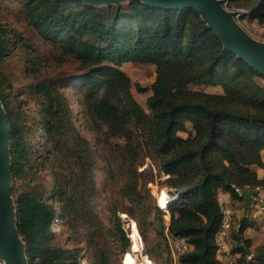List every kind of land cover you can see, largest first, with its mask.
Here are the masks:
<instances>
[{"label": "trees", "instance_id": "1", "mask_svg": "<svg viewBox=\"0 0 264 264\" xmlns=\"http://www.w3.org/2000/svg\"><path fill=\"white\" fill-rule=\"evenodd\" d=\"M9 1L19 2L39 38L71 56L79 71L38 79L22 92L0 89L10 130L11 174L24 185L17 192L12 186L11 195L27 264H82L81 228L91 253L86 264H114L113 257L131 245L119 213L136 223L144 243L155 221L158 232L165 229L183 240L188 249L177 253V264H225L217 257L218 192L239 200L234 187H264L255 171L264 170V84L259 82L264 77L227 49L194 8H159L142 0L119 5ZM229 1L248 10L247 25L264 26V0ZM21 42L20 34L0 24V61ZM124 63L154 68L149 89L135 86L139 93L151 91L145 108L132 93ZM66 89H74L95 129L105 127L101 141L109 153L101 157L111 158L108 171L123 180L119 199L109 194L107 223L96 211L102 194L95 181L99 158L77 129ZM34 99L36 108L28 106ZM146 158L151 164L138 176L136 166ZM153 166L159 178L166 175L159 184L170 189L167 226L148 186L155 182ZM46 169L50 186L40 181ZM250 225L242 219L230 230L235 264H264V243L252 246L243 236ZM61 226L70 232L73 247L54 244Z\"/></svg>", "mask_w": 264, "mask_h": 264}, {"label": "rangeland", "instance_id": "2", "mask_svg": "<svg viewBox=\"0 0 264 264\" xmlns=\"http://www.w3.org/2000/svg\"><path fill=\"white\" fill-rule=\"evenodd\" d=\"M234 6V5H232ZM0 24L6 28L13 29L16 33L20 34L23 39V45L17 43V45L8 51L7 55L0 61V89L4 92H22L26 89V86L30 83L35 82L38 79L44 77H56L64 74L78 73V63L69 55L64 54L58 48L54 47L50 43L43 42L36 31L27 24L23 16L22 6L19 2L0 0ZM248 34L254 39L261 42L264 47V26L259 25L254 22L248 24L247 26ZM36 50V51H34ZM123 70L130 77L132 86V93L140 105L145 108L146 98L151 94V91L137 92L135 86L140 85L143 88L149 89L150 85L154 81L155 71L153 66L148 64H138V63H124L122 65ZM259 82L264 84V79H260ZM193 90H202L205 92H219L221 91L219 87H210L204 85H191ZM65 94L72 100L73 103V114L75 117V123L80 134L85 137L92 145L96 156L99 158L100 171L96 173L95 181L98 184L99 189L102 191L101 197L98 200L96 211L101 220L106 221L108 212V204L110 200L109 194L118 200V190L120 189L123 180L115 172L110 173L108 171L107 163L111 161V158L107 157L105 160L101 157L105 153H109L107 146L101 141L102 131L105 129L101 126V130H97L93 127L89 119L83 115V110L80 109L77 104V95L74 89H66ZM25 98V96L21 97ZM36 99L29 103L28 106H34ZM5 112V111H4ZM113 143H122L121 138H113ZM151 164L150 159L146 158L141 160V163L136 166L137 175L140 176L144 174L145 170L149 168ZM113 167V164L110 165ZM154 175V183H149L148 186L151 189V193L156 199V204L165 211L166 200L168 196V191L170 190L167 186L159 184L160 181L166 178V175L159 174L155 166L151 168ZM51 176L49 170L46 169L41 174L40 181L44 182L46 185L50 186ZM103 183V187L101 185ZM11 187L17 192L24 188V185L20 180H14L11 174ZM12 199L14 197L12 196ZM123 215H125L123 217ZM121 221L123 222L124 230L128 233V237L131 242V222L133 221L126 214L119 213ZM163 222L165 226L168 225L170 220L169 213L165 212L162 215ZM234 220L231 233L239 225L240 221ZM111 227V224H109ZM57 232L54 244H58L63 247H73V240L70 239V232L63 226L55 229ZM139 233V231H138ZM84 228H81L77 241L79 242V247H82V254L86 256L82 260V264H86L91 253L88 243L84 241ZM141 237V236H140ZM169 235H166L165 229H161L158 232V222L154 223V230L148 233V241L144 243L142 237L143 250L141 249L138 253H135L134 257L137 264H145L144 258L147 260V264H177L176 255L173 254L170 245L168 243ZM75 242V241H74ZM127 250V252H129ZM147 252V253H146ZM126 253V252H125ZM150 256H149V255ZM123 255L119 254L113 257L114 264H123ZM4 262L1 261V264Z\"/></svg>", "mask_w": 264, "mask_h": 264}, {"label": "water", "instance_id": "3", "mask_svg": "<svg viewBox=\"0 0 264 264\" xmlns=\"http://www.w3.org/2000/svg\"><path fill=\"white\" fill-rule=\"evenodd\" d=\"M91 4L119 5L131 0H80ZM150 6L166 9L194 8L216 32L224 46L244 59L264 77V47L250 36L222 6L220 0H142ZM9 124L0 101V261L3 264H27L25 244L17 228L15 203L11 195ZM141 239V237H140ZM142 241V239H141Z\"/></svg>", "mask_w": 264, "mask_h": 264}, {"label": "built area", "instance_id": "4", "mask_svg": "<svg viewBox=\"0 0 264 264\" xmlns=\"http://www.w3.org/2000/svg\"><path fill=\"white\" fill-rule=\"evenodd\" d=\"M224 9L230 11L235 19V21L245 30H247L246 16L248 15V10L240 7L232 6L229 0H220ZM263 186H244V187H234L235 192L239 197L244 200L249 201L251 204L257 206V208L264 212V195L261 193ZM220 203V202H219ZM222 218L220 221L219 228L216 233V245H217V255L220 257H228L230 255L229 246V233L234 223V214L230 206L220 203ZM164 212L168 211L164 210ZM169 245L173 254L184 252L188 249L187 244L180 239L172 238L169 239ZM1 264V261H0Z\"/></svg>", "mask_w": 264, "mask_h": 264}, {"label": "crops", "instance_id": "5", "mask_svg": "<svg viewBox=\"0 0 264 264\" xmlns=\"http://www.w3.org/2000/svg\"><path fill=\"white\" fill-rule=\"evenodd\" d=\"M262 156L264 158V150L262 151ZM255 171L259 178H264V170L262 168H255ZM261 193L264 195V188H262ZM218 200L220 203L230 206L234 214V220L240 221L245 219L251 222L252 225L244 230L243 236L251 239L252 246H258L264 243V212L260 211L257 206L247 200L242 198L239 200L232 199L229 193L221 190L218 192ZM165 233L168 235L166 230ZM232 244L233 241L229 237V246L231 247ZM217 257L225 264H235L237 258L236 255L232 254L228 257H220L219 255Z\"/></svg>", "mask_w": 264, "mask_h": 264}, {"label": "bare ground", "instance_id": "6", "mask_svg": "<svg viewBox=\"0 0 264 264\" xmlns=\"http://www.w3.org/2000/svg\"><path fill=\"white\" fill-rule=\"evenodd\" d=\"M124 216L125 215H123V217ZM130 238H131L130 251L124 253L123 259H122L123 264H137L134 255L135 253H138L141 249L143 250V244L140 239V234L138 233V229L134 221L131 222Z\"/></svg>", "mask_w": 264, "mask_h": 264}]
</instances>
